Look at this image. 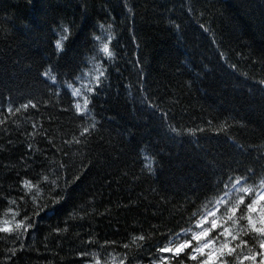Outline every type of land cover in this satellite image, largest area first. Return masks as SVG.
Segmentation results:
<instances>
[{
    "label": "trees",
    "instance_id": "trees-1",
    "mask_svg": "<svg viewBox=\"0 0 264 264\" xmlns=\"http://www.w3.org/2000/svg\"><path fill=\"white\" fill-rule=\"evenodd\" d=\"M62 23L71 31L58 51ZM109 33L114 61L94 39ZM98 60L107 79L81 119L66 82L80 87ZM261 79L264 0H0V220L16 212L33 224L19 238L0 233V264H94L93 253L101 264H179L159 249L195 230L193 213L212 207L229 176L264 165ZM29 99L37 109L8 113ZM94 121L87 141L65 143Z\"/></svg>",
    "mask_w": 264,
    "mask_h": 264
},
{
    "label": "snow or ice",
    "instance_id": "snow-or-ice-1",
    "mask_svg": "<svg viewBox=\"0 0 264 264\" xmlns=\"http://www.w3.org/2000/svg\"><path fill=\"white\" fill-rule=\"evenodd\" d=\"M125 8H128L129 13H133V9L129 8L127 3H125ZM174 27L179 30L180 25L176 24L175 21H169ZM61 27V40L56 41V48L58 51L63 49L62 41L68 38L70 34L71 27L68 24L62 23ZM103 27V25L101 26ZM111 28L112 25H109ZM205 32L209 29L205 28L203 24L200 25ZM95 40L100 42L99 52L103 53V58L108 61H114L116 59V54L110 48V43L113 39L111 33H109L107 40L102 41L101 37H94ZM95 59V57H94ZM98 65V66H97ZM97 65H94L96 75L93 76L92 71L82 72L78 77L80 87H75L74 82H66L67 87L72 89V96L76 99L73 105L76 115L83 119L89 111V105L91 103V97H94L100 90L103 84V80L107 79V69L104 64L97 61ZM232 67H235L234 65ZM119 71V69H117ZM43 76L49 78L56 82V76H50L49 71L45 70L42 73ZM87 78V82H85ZM261 85H264V79L259 81ZM58 94V93H57ZM82 99V103L80 100ZM45 104L48 101H44ZM29 108L37 109L38 103L29 99L26 103L21 104L19 107L13 109V106L9 104L7 111L9 114H15L21 112V110L27 111ZM67 111V109H65ZM4 123L0 120V124ZM33 129L37 127L35 123L32 124ZM96 129V122H92L87 125H81V130L79 132V138L73 136L72 140L65 141L66 144H81L87 141V138L92 135ZM222 130V128H221ZM176 131V129H172ZM202 131V130H201ZM31 148V145H29ZM67 155V153H65ZM264 159V155L261 156ZM59 167L65 169L64 163H60ZM43 181L50 183L53 187L51 191H55L60 187L58 181L59 176L55 180L49 181L48 176H43ZM74 179H79L76 176ZM252 180V183L249 181ZM258 180V183L255 182ZM24 189L31 191L35 188L37 194L40 192V188L34 185L29 180H24ZM224 189L217 188L216 191L222 192L223 195H216L214 203L210 200L209 203L212 207L207 208L206 212L201 213L199 210L193 213V217L198 216L199 219L195 224V230L191 228L182 229L179 233H174V238L170 237L168 244L160 248L161 253H172L173 259L178 260L179 264H185V257L187 260L193 261L194 264H231L229 258L234 257L235 264H244L245 261H250L251 264H264V165H261V171L257 174L253 167H249L246 173L243 175L236 176L235 180L229 176L228 180L224 182ZM67 184V182H66ZM229 185L231 187L229 188ZM66 186V185H65ZM237 193L236 196H230V193ZM63 198V197H60ZM23 199V197L21 198ZM53 203H57L58 199L56 197L52 198ZM10 204H15V200H10ZM12 212V209H8ZM43 211V208H41ZM39 213H37L38 215ZM18 213L13 212V220H0V233H16L17 238H19L20 232H27L29 228L33 227L32 222L27 216L24 217L23 221L15 220V216ZM192 217H190L191 219ZM27 221V223H25ZM210 224L211 227L206 225ZM215 229H222L218 233L219 237H223L222 242L218 245L215 244L216 236H210V233ZM59 231V229H57ZM191 231V239L197 243L193 245L191 241L187 238L188 233ZM250 236L253 242L250 246V241L244 239V237ZM144 241L146 238L141 235L139 237L133 238V243L136 240ZM233 241H238L234 246H232ZM115 243V241L109 242L105 241V244ZM171 245V246H169ZM128 248V244L123 245ZM103 248L104 245H101ZM247 248V252L241 250L237 252V249ZM186 249L190 251L185 252ZM13 255H15V249L12 250ZM82 255H86L83 253ZM94 257V264H101V260L98 258V253L92 254ZM257 257L259 260L257 261ZM120 264H124L122 260ZM152 264H168V260L161 256L160 260H153Z\"/></svg>",
    "mask_w": 264,
    "mask_h": 264
}]
</instances>
